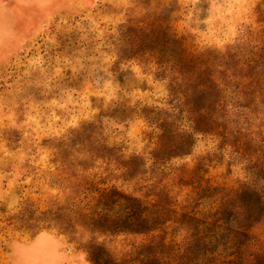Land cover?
Masks as SVG:
<instances>
[{"label": "rangeland", "instance_id": "obj_1", "mask_svg": "<svg viewBox=\"0 0 264 264\" xmlns=\"http://www.w3.org/2000/svg\"><path fill=\"white\" fill-rule=\"evenodd\" d=\"M94 188L157 216L106 232ZM257 196L264 0H0V264L216 262L217 210L262 264Z\"/></svg>", "mask_w": 264, "mask_h": 264}, {"label": "trees", "instance_id": "obj_2", "mask_svg": "<svg viewBox=\"0 0 264 264\" xmlns=\"http://www.w3.org/2000/svg\"><path fill=\"white\" fill-rule=\"evenodd\" d=\"M185 57V56H184ZM195 60V59H194ZM192 61V58L185 57L184 62L189 64ZM156 63L159 64L157 61ZM191 74H194V71H191ZM207 74V77L211 76V73H205ZM221 83H210L209 87H212L217 92L221 89ZM202 86V85H199ZM211 96V94L209 95ZM218 105L220 102L218 101ZM95 191H97V197L94 198L92 194V189L87 190V193H89L91 196V199L94 198V200L99 203L100 209L99 212H92L90 214L97 215L98 217H102L104 219V224L106 225V228L103 229L106 232L111 233H119L123 232L125 230H132L135 231L138 228H141L145 224H149L152 221H154V218H156L157 215H154V213L147 212L146 208H142L141 204L138 203V201L134 198H130L128 196L121 195L120 193H116L112 190H106L105 188H102L101 190H97L94 188ZM117 198L119 201H117ZM108 202L114 203L117 205L120 204V202H123V207L121 210V213L116 212L115 217L110 216L108 214ZM133 202V203H132ZM94 204L95 206L97 205ZM262 203L264 205V199H262L261 196H257V199L252 201V204L248 207V209L244 210V213L248 211L246 214V218H254L253 213L256 211L257 206ZM134 204V205H133ZM104 210V214H102L100 211ZM191 213V214H190ZM217 213L220 215L216 219L213 220V222L210 223L211 227L213 229H208L207 233H196L197 239L201 241V245H209L211 242L215 241V244L218 245L219 242V235L222 242L220 245L223 246V249L226 251L224 254L225 258L222 260H217L216 262H213L214 260H206L203 261L204 255L206 253H214L215 249H205L202 252V256L198 257H189L187 255L184 259V262L182 264H246L247 260L244 256V251L246 249L245 241L240 242L239 238L244 237L247 233L249 226L245 225L244 223L237 222L235 225H232L231 221L235 219L234 216L232 217H221V214H223L221 211L217 210ZM232 214V213H231ZM188 216V219L191 220L194 218L192 216V211H189L186 213ZM233 226V228H232ZM201 236V237H199ZM188 251L191 248V245L188 246ZM197 245L194 244V250ZM192 253V252H190ZM182 257L184 256V252L180 254ZM226 257H229L226 259ZM215 259V258H214ZM264 260V258H262ZM176 260V259H175ZM148 259L145 261H142V264H146ZM94 264H107V261H104L101 263L98 259V257L93 258ZM109 264V263H108ZM112 264V263H111ZM118 264V263H116ZM122 264V263H120ZM157 264H172L171 261L168 259H158ZM264 264V262H262Z\"/></svg>", "mask_w": 264, "mask_h": 264}]
</instances>
